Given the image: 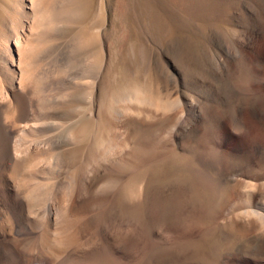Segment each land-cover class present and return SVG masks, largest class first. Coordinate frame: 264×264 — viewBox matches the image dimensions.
Wrapping results in <instances>:
<instances>
[{"label": "rangeland", "instance_id": "1", "mask_svg": "<svg viewBox=\"0 0 264 264\" xmlns=\"http://www.w3.org/2000/svg\"><path fill=\"white\" fill-rule=\"evenodd\" d=\"M134 2L137 4H133ZM46 4L47 0H29V2L28 0H0V18L6 17L5 20L11 25L9 34L14 32L16 34V31L19 33L23 56L25 55V62L27 61V64L23 62L21 67L19 78L21 81L25 80L24 84L19 83L18 96L12 97L13 94L9 89L0 90V133H4L6 138L5 142L0 137V149L7 147L5 153L8 157L10 156V160L14 161L17 158L16 161L21 163L22 171L17 176L18 179L16 178L17 185H21L22 181L28 178L26 175H30L31 178L28 179H35L37 170L35 172L34 169L36 168H28L27 164L35 166L38 161L53 152L50 150L45 155L35 156L30 159L31 163L28 158L25 159V150L29 147L26 145L27 136L32 137V133H36L31 127L34 124L30 121L34 113L32 110H35L37 101L43 104L50 89L55 87L56 91L61 88L63 81L71 73L66 65H61L58 70L55 66L60 50L43 55L37 49L44 43L40 44L37 38H30V34L26 39L20 33L24 18L31 12L28 6H32L37 13L34 17L36 16L35 19L38 22L45 18L43 16L46 15ZM82 4L83 2H73L76 11L72 24L74 25L77 20L73 36L80 27L77 25L79 19L84 20L85 23L95 19L96 26L93 30L99 35L105 32V34L102 33L104 36H99L103 42L102 56L98 57L97 52L87 59L89 65L91 64L90 67L98 68L99 65L101 68L97 99L102 95L111 98L113 79L104 77V72L112 65L116 57H119L120 50H123L129 38L130 31L119 23L123 21L125 15L133 17L130 20L136 23L138 30L140 29L138 34L141 45L136 60L138 65L142 66L145 81L147 83L149 81L148 88L134 90L129 100L117 102L115 123L111 126L110 133H130L131 138L126 146L116 148L122 152L115 149V152L103 155V158L100 157L102 163L106 161L103 166L104 168L106 166V171L111 176L108 177L109 175L103 169L99 170L100 174L97 185L93 187V194L98 197L102 195L98 198L99 200L97 199L100 205H97L96 201L88 205L80 214V217L84 216L85 221H88V225L84 226L87 231L84 240L95 232L100 233L99 239L93 245L95 250H92L93 255L100 259L99 263H83L264 264V0H150V2L149 0H96L91 15L85 14L89 10L84 9ZM78 5L82 6L77 7ZM8 8L9 10L13 8V11L9 12ZM141 8L148 14L142 17L143 20L138 13ZM78 15L81 18H78ZM148 16L151 18L149 19ZM154 18L157 20L153 22ZM150 20L153 23L145 25L150 24ZM187 21L189 26L182 23ZM40 29L42 30L43 27L33 25L32 35L39 37ZM0 32L1 40L5 32L1 30ZM72 34L65 40L69 41L73 37ZM30 40H32L31 43ZM23 43L27 48L23 46ZM72 49L71 45L68 51L72 52ZM16 56L18 58L17 54ZM29 56L31 59H28ZM252 56H256L257 59L254 61ZM37 66L40 68L38 69ZM33 70L36 73L34 75L37 76H32ZM50 70L52 73H48ZM28 81H31L30 83L36 81V83L32 85ZM25 82L32 88L28 89V85L26 88ZM86 87L87 91L91 90L90 87ZM19 96H23L24 104L18 111L19 113L26 111L22 118L15 116V119L10 111L17 102L19 104ZM144 98L145 101H142ZM97 108L98 105L95 108V115H98ZM104 108L107 110L106 105ZM123 114L129 115V124L123 122L124 119L121 120L125 118ZM25 126L28 127L25 128ZM104 131L103 128L102 133H105ZM96 135L97 133L89 134L85 142L87 150L91 146L98 149L104 141L105 138L103 139L101 134ZM18 142H20V148ZM137 145H145L147 167L146 163L142 168L128 164L131 162L128 158H131L133 153L137 155L139 147ZM135 148L136 150H133ZM103 149L102 146L100 151ZM28 150L32 151L31 147ZM87 150L83 153L84 163ZM107 155L108 158L105 159ZM0 160V175L5 177V172L1 171L2 159ZM126 160L129 162H125ZM135 167L141 170L136 171ZM26 168L32 175L26 171ZM102 171L105 173H101ZM137 172L140 173L141 179L135 184L137 192L133 198L128 199L131 204L123 203L120 199L122 187L120 185ZM55 192L56 188H52L50 196L53 197ZM132 200L134 202H131ZM128 204L129 206H126ZM64 207L62 204L60 211L62 214H59L62 219L68 213L62 210ZM121 208L127 210L123 211ZM124 212H126L125 215ZM40 215L31 218L35 219L34 223H31L36 227L35 231L30 233L26 230V232H18L19 234L17 232L10 234L9 227L5 239L26 247L29 238H38L46 229L49 215L46 211ZM67 219L62 225L64 226L62 235L68 246L66 247L68 250H64V253L69 255L72 251V243H76L79 238L76 234V224L72 223L70 217L69 220ZM3 225L7 226V223L4 222ZM62 248L65 246L60 247L61 251ZM51 250L47 246L42 249L45 252L39 250L38 258L41 257L32 263H27L22 258L18 261V258L13 259L16 260L15 262L8 259L6 262L52 264L54 257L51 255ZM7 256L12 258L11 253ZM77 258L81 260V255H75V259Z\"/></svg>", "mask_w": 264, "mask_h": 264}, {"label": "bare ground", "instance_id": "2", "mask_svg": "<svg viewBox=\"0 0 264 264\" xmlns=\"http://www.w3.org/2000/svg\"><path fill=\"white\" fill-rule=\"evenodd\" d=\"M28 2H29V0H28ZM73 2H83V4H82L83 8L84 9L88 8V10H89L88 13H85V11H84V13L86 15H91V10L94 7V5L96 4V0H50L49 2L47 0L46 15L43 16L45 18L40 19L38 22L35 19L36 16L34 17V15L37 13L34 12L32 6L27 5L28 8L31 10V12L29 15L27 14V16L24 18V21H23L24 25L23 24L21 25L22 28L20 30V33H21V35H24L26 37V39H27V35L29 36V34H30L31 35L30 38L31 37L34 39L37 38L38 40H40V44L44 43L43 45H40L39 49H37L38 52L40 51V53H42L44 55V54L52 53L56 50H60L61 52H59V54L57 55V58L55 57L56 58L55 66H57L56 68L58 70V68H60L61 65H66L68 68H70V69H68V71L71 70V71H69V73L70 72L71 73L68 76H67L68 73L66 74L67 78L65 81L62 80L63 84L60 82V84H62L61 88H59L55 91V87L53 86L54 88L50 89L51 91L48 92L49 93L48 97L45 96L46 100L43 101V104L40 101L34 100V101H37V103H36L35 110H32V111H34V113L31 115L32 117L30 118V121H31V123L32 122L34 123L33 126H31V127H33V130L36 131V133L35 132L32 133L33 134L32 137L27 136L26 145L31 147L32 151L28 150L29 147H27L28 149L25 147L28 150V151L25 150L26 151L25 155L27 156V157L25 156V159L28 158L29 162L31 163L30 159L35 158V156L45 155V153L49 152L50 150H53V152L50 153L48 157H46V158L44 157L42 160L38 161L35 166H30L27 164L28 168H34V167L36 168L34 170H35V172L37 170V174L33 170L32 171L30 170L33 174L34 173L36 174V176L34 177L35 179H28V178H31L30 175L25 174L28 177L26 179L27 181L23 180L22 181L23 183L21 185L20 184L17 185L16 182L18 180L16 181V178L18 179L17 176L22 171L21 163L16 161V160H18L17 158L14 161L10 160V158H9L10 156L8 157L5 153L7 147L4 146L5 149H3V150L0 149V158L2 159L1 171L5 172V177H4V175H0V222L2 223V224L0 223L1 224L0 225V264H12L16 261L13 259H17V258H18L17 261L19 260V258H22V259H25L27 263H32L39 256V254H37L38 251L40 250V252H41L42 249H45V246H47L48 249H52L51 255H53V257H54V262H52V264H74V262L76 264H84L83 262L99 263L100 258L97 259L96 256L93 255L94 253L92 250H95V249H93V245L95 244V241L99 239L100 233L95 232L92 236H90L89 238L84 240L85 234L87 232V231H85V227H86V225H88L87 224L88 221H85L84 218H86V217H84V216H83L84 218L80 217L81 216L80 214L83 213L84 209H86V207L88 205L94 204L98 198L102 197V195L100 197H98L97 195L93 194V187H95V185H97L96 183L98 182V178H99L98 175L100 174V173H98L99 170L103 169V171H106V166H105V168L103 166V164L106 161L103 159V161H105V162L102 163L100 157H102L103 155H106V154H110L111 152H115V149L117 147L122 148V146L123 147L126 146L128 140H130V138H131L130 133H110L111 132L110 128L113 125V123H115L114 122V115H116V112H117V102H119L120 100H122V101L129 100V97L131 96V94H133L132 92L134 90H137L139 88H145L146 89L149 86V84H148L149 81H148V83L145 81V78H144L145 75H143L145 73L142 70V66L138 65V61L136 60L137 55L139 54V49H140V45H141L139 43V34H138V31L140 29L138 30L136 23L133 22V20H130L131 18L133 19V17L130 18L128 15H125L122 19L123 21L121 20L122 17L120 18V21H122V22H119V23L122 24L125 29L127 28V30L130 31V33L128 32L129 38L127 39V37H126L127 42L125 43L123 50H120L121 53L119 54V57H116V59L112 63V65L107 70H105V72H104V74H105L104 77H109V79H113V84L111 83V85H112L111 98L109 99V98H106L102 95L101 98L98 97V99H97V96H98V91H97L98 88L97 87H98V80L100 79L101 68L99 65L97 66L98 68L90 67L91 64L89 65V63L87 62V59H89L91 56L94 55V53H97V52L99 54L98 57L102 56L101 50L103 48V42H101V39H100L101 37H99V36H101V35L104 36L105 32H102L104 34L100 33L101 35H99L98 32H95L93 30V27L96 26L95 19L93 20L94 22L91 20L92 22L86 21L87 23H85L84 20H83L84 21L83 22L82 19H79V23L77 25H80V27L78 28L77 32H75L76 34L73 36L72 33L75 31L74 26L76 25L75 22L77 21V20H75L74 25L72 24L73 20L75 19L74 13L76 11L75 5H73ZM149 2H150V0H149ZM133 4H135V2ZM82 5H78L77 7H81ZM12 9L9 10V8H8L9 12L13 11ZM15 10H17V9H15ZM137 10L138 9H136V11ZM152 11L153 10H151V12ZM14 12L16 13V11H14ZM146 12L143 10V8H141V11L138 12V13H140L141 19L143 16L146 17L148 15ZM16 14L18 15V13H16ZM156 14H154V16H156ZM13 15H14V13H13ZM158 16H160V15L158 14ZM13 17H16V16H13ZM79 17L80 16L78 15V18ZM5 18L4 19L0 18V30L3 33L5 32L4 37L1 38V40H0L1 41L0 42V90L3 91L4 88H6V90L9 89V91L13 94L12 97H17L18 96L17 94L19 92L18 91L19 83L24 84V80H25L24 79L21 81V78H19V76L21 74L20 73L21 67L27 61L25 62V60H26L25 55L23 56V50L21 47L22 41H20L19 33H17V31H16V34H15V32L12 34H9V29L11 28V25H9V22H7L5 20ZM150 18H151V16L149 17V19ZM156 18L158 19V17H156ZM137 19H138V16H137ZM157 19L154 18L152 20L154 22V20H157ZM10 21H12V20L10 19ZM20 21L22 22V20H20ZM118 21H119V19H118ZM153 22H151V20H150V22H149L150 24H145V25H151ZM15 23H16V20H15ZM18 23L20 24V22H18ZM80 23H83V24H80ZM143 23H147V22H143ZM159 23H160V20H159ZM182 23L187 24L188 21L182 22ZM10 24H13V23H10ZM176 24L178 25V22H176ZM33 25L34 26L37 25L38 27H43L42 30L40 29L41 35L39 37L34 36V34L32 35V31L34 30V28L31 31V27ZM187 25L189 26V24H187ZM159 26H162V25H159ZM16 28H17V25H16ZM155 28H156V26H155ZM162 28H163V26H162ZM169 28H170V26H169ZM186 29L189 30V28H186ZM114 30H115V28H114ZM181 30H183V29H181ZM148 33H150V32H148ZM179 33H181V31ZM71 34L73 37H71V39L69 41L65 40L69 36H71ZM1 35L2 34L0 32V37H1ZM26 39H25V41H26ZM158 39H159V37H158ZM31 41L32 40H30L29 42L31 43ZM117 41H119V40H117ZM13 44L15 47L13 46ZM25 45L26 44H24L23 46L25 47ZM32 45H33V42H32ZM71 45L73 48L72 52L68 51V49L70 48ZM33 47L35 48V46H33ZM25 48H27V47H25ZM56 52H58V51H56ZM16 54L18 55V58H17ZM39 56H38V58H40ZM252 57H253L254 61L257 59L256 56H252ZM28 59H31L30 56ZM28 62H30V61H28ZM30 65H31V63H30ZM30 65H29V68H31ZM49 67H50V65H49ZM39 68H40V66L38 67V69ZM42 68H44V67H42ZM46 68H47V66H46ZM63 70H64V68H63ZM26 71H25V73H26ZM33 72H34V70H33ZM65 72H67V71H65ZM90 72H92V75H90ZM45 73H46V71H45ZM48 73H52L51 70ZM54 73H56V72H54ZM114 73L115 74L118 73V75H116L117 77L115 76ZM34 74H36V73L34 72L32 76H37ZM112 74H114V76H112ZM30 75H31V73L29 74V76ZM63 75H65V74H63ZM45 76H47V75H45ZM110 77H112V78H110ZM43 78H42V80H43ZM148 78H150V77H148ZM32 79H34V78H32ZM109 79H107V80H109ZM48 81L46 79V82H48ZM28 82H29V84H32V85H35V83H36V81L35 82L33 81L34 83L33 82L30 83L31 81H28ZM17 83H18V85H17ZM29 84H27L28 87H29ZM25 85H26V82H25ZM27 85H26V88H28ZM45 85H48V84H45ZM50 86H51V84H50ZM86 86L90 87L91 90L87 91ZM31 88L29 87L28 89H31ZM49 88H51V87H49ZM43 90H44V88H43ZM32 94H33V92H32ZM19 98H20L19 104H18V102L15 104L17 106L11 105L12 109L10 112H12V114L14 115L13 118H15V116H17L18 118H22L24 115V112L26 111V110H24L23 112L20 111V113L22 112V114L19 113V111H18L19 107L20 106L22 107V105L24 104L23 96L22 97L19 96ZM15 100L18 101L17 99H15ZM107 100H108V102H107ZM142 101H145V98ZM33 103H32V105H33ZM96 104L98 105V108H97L98 115L96 114L97 116L95 115V108L97 106ZM105 105L107 106V110H104ZM11 106H8V107L11 108ZM127 110H129V109H127ZM94 116H96V118L97 117L98 118L94 119ZM124 117L125 118H122L121 120L124 119L125 121H123V122L129 124V122H128L129 115H127V116L124 115ZM25 123L26 122H24V124ZM30 125H32V124H30ZM26 127H28V126H25V128ZM103 128L105 130L104 131L105 133H102ZM33 130H32V132H33ZM16 131H18V130H16ZM19 133H22V132H19ZM90 133H92V134L97 133V135L101 134L102 138L103 139L105 138L101 144L98 143V144H100L98 149L92 148L91 145H89V146H91L89 148V150L86 149L87 143L85 144V142L88 140ZM14 134H15V131H14ZM140 134H142V133H140ZM24 136H25V134H24ZM0 137H2L4 139V141L6 142V138H5L4 133H0ZM22 139H24V138H22ZM20 142H18L19 144L17 143L18 147L20 146ZM7 145H8V143H7ZM102 146L104 147V149H103V151H100V148H102ZM138 146L139 145H137V147ZM125 148H127V147H125ZM13 150H15V149H13ZM86 150L88 151V153L86 156L87 157L86 161L84 163L82 161V159H83V153L86 152ZM116 150L119 151V149H116ZM133 150H136V148ZM137 151H138L136 153L137 155H135V153H133L134 155H132V156L130 155L131 158H128V160L130 159L129 161H131V162H129L127 160L125 162H127V163L129 162L128 163L129 166H130V164H132V165L134 164V165H137L138 167L142 168V166H144V164L147 162V157H146L147 156V150L145 149V145L139 146ZM23 152H24V150H23ZM23 152H21V153H23ZM133 152H135V151H133ZM18 153H19V151H18ZM12 154H14V153L12 152ZM114 154H113V156H114ZM119 154H121V153H119ZM183 154H185V153H183ZM122 156H123V154H122ZM14 157H15V155H14ZM16 157H18V156H16ZM106 157L108 158V155L105 156V159H106ZM124 157L127 158V156H124ZM184 157H186V156H184ZM109 159H107V161ZM118 159H120V158H118ZM121 159L125 160L124 158H121ZM81 162H83V164H81ZM148 162H151V161H148ZM125 164H124V166L126 167L127 164L126 165ZM107 165H108V163H107ZM146 167H147V163H146ZM28 168H26L27 172L29 171ZM136 168L137 167H135V169ZM126 169H127V167H126ZM138 169H136V171ZM108 170H110V169H108ZM139 170H141V169H139ZM103 171L101 173H105ZM111 171H110V173H112ZM3 172H2V174H4ZM124 172H121V173H124ZM29 174H31V173H29ZM106 174L109 175L108 177L111 176V174H109V172H107V171H106ZM128 175H129V173H128ZM105 176L103 178H105ZM23 177H25V176L23 175ZM112 177H114V176H112ZM115 177L117 178V176H115ZM139 179H140V173L137 172V174L131 176L122 185H120V186H122L120 189V191H121L120 192V195H121L120 199L123 203L129 202V204H131L128 199L133 198V196L136 194L137 191L135 188V186H136L135 184L137 183V181ZM117 186H118V183H117ZM52 188H56V192H55V195H53V197L50 196V192H51ZM95 190L97 191V189H95ZM82 193H84V194H82ZM97 202H98L97 203V205H98L100 201H97ZM114 202H116V201H114ZM131 202H134V201L132 200ZM62 204L65 206L64 209H62V210L68 211V213H66V217L63 216L64 217L63 219L59 216ZM129 204L126 206H129ZM94 206L95 205H93V207ZM123 208H121V209H123ZM234 208H236V207H234ZM99 210H101V209H99ZM124 210H127V209H123V211ZM44 211H46L47 214L49 215L48 223H47V226L45 227L46 229H44V232L41 233L38 238H29V241H28L26 247H21L19 245V243H14L11 240L5 239V235L9 231V229H8L9 227H10V234H13V232L18 233L20 231L22 233V231L26 232V230L30 233H31V231L32 232L35 231L36 227H34L31 224V223H34L33 221L35 219H31V218H33L37 215H40V214L42 215ZM250 211H248V213ZM252 211H254V209H252ZM126 212H124V215ZM248 215L250 216V213ZM69 217L71 218L72 223L74 222V224H76V226H77L76 234H77V238H79V240L74 244L72 243L73 246H71V249H72V251H70L71 254L67 255L64 253V250H68V248L66 249V247H68V246H66V240L62 235L63 231H64V226H62V225H63V223L66 222L65 221L66 218H68L67 220H69ZM260 218H262V217H260ZM4 222L7 223V226L3 225ZM118 236H120V234ZM73 237H71V238H73ZM68 239L69 238H67V240ZM118 243H120V242H118ZM69 244L70 243H68V245ZM63 245L65 246V248H62L63 250L61 251L60 247ZM69 248H70V246H69ZM42 252H45V251H42ZM48 252H50V251H48ZM9 253L12 254V258L7 256ZM98 253H100V251ZM77 254L81 255V260H80V258L75 259V255H77ZM53 257H51V258H53ZM72 257H74V258H72ZM105 257H107V256H105ZM105 257H103V258H105ZM108 257H110V255ZM8 259H12L11 261H14V262H11V261L6 262ZM103 261L105 262V260H103ZM109 262L111 263V261H109ZM85 264H87V263H85ZM106 264H109V263H106Z\"/></svg>", "mask_w": 264, "mask_h": 264}]
</instances>
